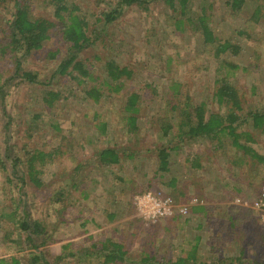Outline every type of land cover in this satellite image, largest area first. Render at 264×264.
I'll use <instances>...</instances> for the list:
<instances>
[{
  "label": "rangeland",
  "instance_id": "1",
  "mask_svg": "<svg viewBox=\"0 0 264 264\" xmlns=\"http://www.w3.org/2000/svg\"><path fill=\"white\" fill-rule=\"evenodd\" d=\"M72 1L99 34L97 45L85 49L81 59L110 56L133 75L124 79L119 94L105 92L98 102L74 91L49 105L44 91L62 88L69 95L70 89L67 77L54 73L68 48L59 34L51 31L44 48L21 62L24 70L37 73V82L18 81L13 59L0 55V260L34 264L39 244L48 264H146L141 261L146 255L166 264L186 256L198 237L203 264H264V220L251 205L264 184V164L244 154L227 134L180 136V113L166 104L167 83L175 79L182 100L203 102L206 116L224 115L231 108L218 104L213 92L216 79L225 76L239 96L234 111L243 117L264 110V0H245L238 11L225 0L188 1V11L194 12L187 15L200 14L204 6L215 36L239 45L236 55H224L237 68H217L219 60L199 33L189 24L175 28L177 11L164 0H150L148 14L126 8L108 25L97 16L100 0ZM29 3L33 17L51 18L44 0ZM13 7L12 1L0 2V40L6 29L2 20ZM101 64L92 68L96 76ZM134 91L141 104L138 130L132 133L121 120L119 102ZM94 113L108 123L106 134L97 130ZM170 117V131L164 134L161 124ZM236 132L242 133L240 143L264 157V125L254 126L249 115ZM104 147L119 153L118 163L99 162ZM159 148L168 151L167 171L158 169ZM54 149L42 166L36 163L40 185L28 179L24 162L13 166L18 155L24 159L28 151ZM195 159L200 166H194ZM148 188L169 200L172 214L152 221L138 215L134 197ZM192 204L203 211L192 212ZM23 220L30 226L39 222L44 232L28 235ZM107 241L121 245L123 262L104 261L102 243Z\"/></svg>",
  "mask_w": 264,
  "mask_h": 264
},
{
  "label": "trees",
  "instance_id": "2",
  "mask_svg": "<svg viewBox=\"0 0 264 264\" xmlns=\"http://www.w3.org/2000/svg\"><path fill=\"white\" fill-rule=\"evenodd\" d=\"M7 0H0L5 2ZM14 3L13 11L10 17L4 18L2 21L6 23L5 36L0 40V55L9 54L12 61L14 74L19 77L18 81L26 80L29 82H37V73L29 70H24L21 66L22 60L27 54L44 48V42L50 37L51 31H56L61 40L67 44L66 55L59 60L55 70V74L61 79L67 77V83L70 86L69 95L63 93V89L44 91L43 97L47 104L52 105L54 101L61 98H67L70 95L78 93L85 98L89 97L94 102H98L105 92L109 94H119L124 85V79L130 78L133 71L127 65L121 66L113 58L104 57L102 61L99 59L100 55H94L92 59H81V54L92 45H97L99 34H95V29H90V23L87 16H85L79 6L72 0H44L49 6L51 18L33 17L30 13L29 0H9ZM166 4L177 11L174 26L176 29H182L180 26L190 25L194 31L199 33L202 43L212 52L213 57L219 60L217 68H237V65L230 61L224 55H236L240 48L238 44L230 42L227 39L220 40L215 36L213 29L208 23V16L205 13V7H200V14L196 16H189L188 11L189 0H164ZM226 4L231 10H240L245 0H225ZM150 0H100L99 20H102L104 25L111 24L119 19L126 8L136 7L140 12L148 14L150 12ZM257 13V11H256ZM102 34L105 35V28L102 29ZM102 38L100 40L102 41ZM51 58L55 56V52H49ZM101 58V57H100ZM97 60L98 65L102 63L100 75H95L92 70L94 60ZM99 60H101L99 62ZM172 61L171 57L167 59L169 63ZM225 72V69H222ZM1 78V77H0ZM216 88L213 92L214 100L221 105H229L231 110L224 115L210 112L208 116L205 115V105L203 102L194 104L190 102V98L180 95V84L177 80L172 79L167 83V95L169 100L166 102L170 106V111H177L180 113V120L178 128L180 129V136H187L189 138H199L205 136L208 139H216L219 134H227L232 143L240 148L244 154L256 159L259 163L264 164V157L257 154L250 146L240 143L241 134L236 132L238 124L250 117L253 120L254 126L264 125V110L262 112H249L247 116H240L235 109H239V96L236 88L229 82L225 76L216 79ZM74 83V88L73 87ZM2 87L0 86V90ZM75 91V93H74ZM66 94V96H63ZM141 95L138 92H131L125 96L119 105L122 110L121 120L129 132L135 133L138 130V113L140 111ZM95 118H99V114L94 113ZM162 122V130L164 134L170 131L171 125L169 121ZM107 122L104 119H98L96 128L100 133H107ZM56 126V124H54ZM248 136V134H245ZM55 149L49 152L42 150L28 151L25 157L16 156L13 162L25 163V174L28 179L35 185H40L41 179L38 177L41 169L36 168V163L39 162L42 166L48 158H52L55 154ZM98 160L101 164L118 163L120 160L119 153L114 148L104 147L98 152ZM168 151L166 148H159L157 153L158 169L161 171L168 170ZM194 166H200L198 161L194 160ZM4 167L0 160V169ZM173 180V179H172ZM174 181V180H173ZM192 212L203 211V206L200 204H192L190 206ZM21 228L29 230L28 235L43 233L45 228L39 222H33L32 225L23 220ZM28 242L31 241L29 236L26 238ZM197 237L191 250L184 257H178L174 261H168L166 264H203L199 261L197 255L198 246ZM43 244V243H42ZM45 244V242H44ZM103 258L105 262L118 263L123 262L125 252L121 250V245L117 242L107 241L102 243ZM37 252L32 256L34 264H48L42 254V247L38 244L34 246ZM141 261L146 264H155L154 259L146 255ZM152 262V263H151ZM0 264H10L4 260H0ZM11 264H18L17 259H13Z\"/></svg>",
  "mask_w": 264,
  "mask_h": 264
},
{
  "label": "clouds",
  "instance_id": "3",
  "mask_svg": "<svg viewBox=\"0 0 264 264\" xmlns=\"http://www.w3.org/2000/svg\"><path fill=\"white\" fill-rule=\"evenodd\" d=\"M135 204L138 215L147 221L155 220L156 217L169 212L168 201L162 200L159 193L150 188L136 194Z\"/></svg>",
  "mask_w": 264,
  "mask_h": 264
},
{
  "label": "built area",
  "instance_id": "4",
  "mask_svg": "<svg viewBox=\"0 0 264 264\" xmlns=\"http://www.w3.org/2000/svg\"><path fill=\"white\" fill-rule=\"evenodd\" d=\"M162 200H166L168 201V204H167V207L169 208V212L164 214V215H161V216H158L156 218H162V217H166L170 214H172L173 212V206L172 204L169 202L168 199L166 198H162L160 197ZM134 200H135V197H134ZM252 207L261 215V217L263 218L264 220V184L261 185V187L259 188V190L257 191V194H256V197L253 199L252 203H251ZM257 205H259V207H257ZM186 208L183 207L182 210H180L181 212L184 211ZM155 218V219H156Z\"/></svg>",
  "mask_w": 264,
  "mask_h": 264
}]
</instances>
